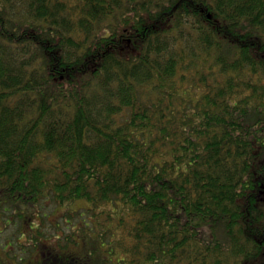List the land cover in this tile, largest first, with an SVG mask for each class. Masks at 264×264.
I'll return each mask as SVG.
<instances>
[{
    "label": "trees",
    "instance_id": "obj_1",
    "mask_svg": "<svg viewBox=\"0 0 264 264\" xmlns=\"http://www.w3.org/2000/svg\"><path fill=\"white\" fill-rule=\"evenodd\" d=\"M263 164L264 0H0V220L73 209L39 264H264Z\"/></svg>",
    "mask_w": 264,
    "mask_h": 264
},
{
    "label": "rangeland",
    "instance_id": "obj_2",
    "mask_svg": "<svg viewBox=\"0 0 264 264\" xmlns=\"http://www.w3.org/2000/svg\"><path fill=\"white\" fill-rule=\"evenodd\" d=\"M262 190L264 192V189ZM263 192L261 191L260 193L262 194ZM78 202L79 201L74 203V210L82 207L81 203ZM47 203L44 208L41 209V213L44 215L42 220L40 219L39 207L34 209V214L33 211H28L31 207H27L28 209L22 211L21 217H18V213H14L13 210L8 212L4 210L5 213H3V215H5L8 220L5 219L4 216L2 220H0V264H39L41 261H44V258L48 259L49 257L47 254L51 252L53 255L57 253L61 255L66 254V252H57V245L54 240L48 239L42 241L44 243L41 244L45 246L46 254L41 252L40 247H38L40 245H36V247L33 246L35 239H33V237L31 238V236L40 239L36 229L50 236L51 239H55L57 236L62 237L64 234L70 232L71 226L69 223H65L67 219L64 217L69 214L71 215L73 211L71 207L72 204H62L56 207ZM35 214L37 216H35ZM74 221L73 218L69 222L74 223ZM80 239H84V241L80 242ZM73 240L75 241L69 243L67 246V252H72V249L76 246L77 251L74 252L80 253L83 252V249L88 245V239L81 234L74 236ZM48 247H51L50 250ZM96 248L100 252L102 250L101 244L97 243Z\"/></svg>",
    "mask_w": 264,
    "mask_h": 264
}]
</instances>
